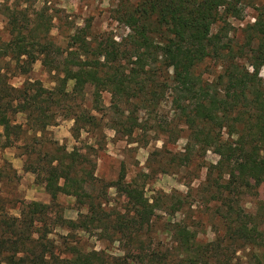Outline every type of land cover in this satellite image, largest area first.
Masks as SVG:
<instances>
[{
	"label": "trees",
	"instance_id": "16d2710c",
	"mask_svg": "<svg viewBox=\"0 0 264 264\" xmlns=\"http://www.w3.org/2000/svg\"><path fill=\"white\" fill-rule=\"evenodd\" d=\"M252 1L119 0L113 18L129 28L127 35L120 40L110 33L98 36L85 23L71 30L64 46L50 35L53 17L45 7L36 9L32 0L6 6L9 37L0 43V62L26 75L40 60L54 74L55 85L42 89L34 86L39 81L25 80L15 87L0 67V149L30 135L40 148L34 165L29 163L24 170L37 174L41 169L52 201L59 193L74 195L86 209L75 221L64 222L86 232L109 230L113 240L123 244L124 253L112 257L65 242L64 251L57 250L45 227L49 204L32 200L20 205L18 215L0 203V263L264 264V202L248 213L231 199L247 187L242 180L254 178L256 184L264 180V82L259 76L264 64V7L247 25V43L254 46L245 62L223 42V28L212 32L215 23H226L228 16L238 18L242 6ZM208 58L222 59L223 64L211 79L197 69ZM87 85L92 86L88 105ZM103 92L110 93V126L124 137L138 128L147 130L140 112L149 115L164 103L170 105L172 120L187 131L184 151L169 159L174 166L200 160L209 149L219 156L216 163L206 165L203 190L207 201L216 204L223 225L220 234L202 240L197 230L179 220L166 227L169 245L146 246L156 210L176 213L185 195L165 194L171 202L161 207L164 200L151 201L142 186L125 181L121 167L118 178L107 186L123 192L128 205L124 212H108L103 207L106 193L90 191L98 178L88 155L76 147L68 151L58 142H49L51 150L42 151L47 147L43 140L47 127L59 118L73 120L75 140L81 131L100 128L102 118L97 114L104 109ZM17 114H24V122L16 121ZM156 126L173 142L178 140L176 124ZM34 153L35 148L26 145V154Z\"/></svg>",
	"mask_w": 264,
	"mask_h": 264
},
{
	"label": "rangeland",
	"instance_id": "374dc122",
	"mask_svg": "<svg viewBox=\"0 0 264 264\" xmlns=\"http://www.w3.org/2000/svg\"><path fill=\"white\" fill-rule=\"evenodd\" d=\"M16 0H0V43L8 39L6 30V6H12ZM34 7L40 9L45 7L48 14L52 15V26L50 35L56 42L64 46L69 33L74 27L90 23V30L95 35L112 34L116 40L127 35L130 30L124 24L113 18V10L119 0H32ZM134 1V0H130ZM24 5V4H23ZM264 7V0H253L248 5L242 6L238 18L228 16L226 23L218 21L212 27L215 33L221 30L224 35L223 42H228L234 51L235 57L240 62L250 54L248 45L247 25L255 20L259 9ZM222 59L208 58L203 61L197 69L202 72L203 77L211 79L222 69ZM2 71L10 74L9 82L15 87H20L25 80L39 81L35 87L51 89L55 85V78L40 60L33 63L26 75L18 74L11 67L6 69L4 61L0 62ZM247 67L252 69L248 63ZM259 76L264 82V64L259 68ZM40 85V86H39ZM85 104H90L92 86L85 87ZM104 105L101 115L100 128L96 130L81 131L80 136L75 140L71 134L73 120L70 118H59L56 124L47 127L43 140L46 146L43 150H51L49 142H58L70 151L76 147L80 152L88 155L93 161L94 175L98 178L95 189L106 193L103 207L106 211L124 212L127 208V199L123 192L117 191L111 185L118 178L121 167L125 171V181L136 182L142 186L144 194L151 201L153 199L164 200L161 207L170 203V198L163 195L180 193L185 195L182 208L176 213L167 214L162 209H157L152 222V236L149 241L146 238L145 245L151 247H164L170 242V232L166 230L168 224L174 221H183L192 229L197 230L198 237L202 240H210L222 231L221 219L216 214L215 202H208L207 195L203 190L207 169L206 165L214 164L218 155L212 150H207L199 160L194 159L191 163L182 166H174L169 159L172 154H180L184 151L187 135L186 127L181 123L172 120L173 110L170 105L162 104L157 110L149 115L140 112L141 120H147V130L137 129L131 137H124L116 133L110 126L112 112L109 111L110 93H102ZM17 122H24V114L16 115ZM157 123L165 126L169 123L176 124L178 140L173 142L168 132L158 128ZM154 125V126H152ZM1 130V127H0ZM26 136V137H25ZM15 142L12 146L0 149V203L10 214L18 215L19 207L23 202L41 201L49 204L45 218V227L49 231L47 237L54 242L57 250L64 251V242L75 244L82 251L97 250L103 251L112 257L124 253L123 244L113 240L109 230L97 229L86 232L77 228L69 227L68 220H76L80 212L86 211L85 207L76 201L74 195L59 193L52 201L49 193L44 189V174L39 170L37 174L24 170V167L33 163L36 159V152L40 146L30 135ZM26 145L35 148L31 156L26 154ZM30 163V164H29ZM238 177V176H237ZM100 180V181H99ZM248 184L241 188L242 193L231 196L232 202L242 207L246 212L254 211L258 203L264 202V180L260 184L254 182V178H247L241 181ZM6 210V211H7ZM264 227V226H263ZM240 254V252H238ZM0 264H5L1 262ZM141 264V263H132Z\"/></svg>",
	"mask_w": 264,
	"mask_h": 264
}]
</instances>
